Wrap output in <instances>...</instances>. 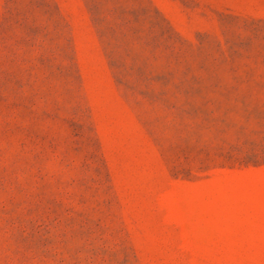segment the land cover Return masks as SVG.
Listing matches in <instances>:
<instances>
[{"label": "rangeland", "instance_id": "obj_1", "mask_svg": "<svg viewBox=\"0 0 264 264\" xmlns=\"http://www.w3.org/2000/svg\"><path fill=\"white\" fill-rule=\"evenodd\" d=\"M0 264H264V0H0Z\"/></svg>", "mask_w": 264, "mask_h": 264}]
</instances>
